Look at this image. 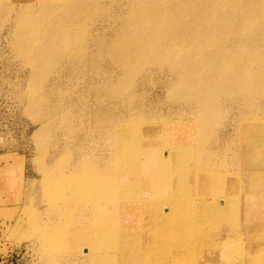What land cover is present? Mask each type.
<instances>
[{
    "label": "rangeland",
    "instance_id": "obj_1",
    "mask_svg": "<svg viewBox=\"0 0 264 264\" xmlns=\"http://www.w3.org/2000/svg\"><path fill=\"white\" fill-rule=\"evenodd\" d=\"M14 1L0 0V169L2 166L6 167L5 177L10 180L8 187L12 186L11 180L17 182L14 184L15 197L11 201L0 200V261L5 260L3 264H92L90 257L93 252H97L99 259L102 257V262L98 261L96 264H124L123 251L129 249L137 253L140 250V242L143 240L135 234L131 239H124L121 232L108 234L102 239L97 235H78L75 229L77 226L71 224L77 216L72 213V217H63V223L54 222L49 212V208L52 209L53 206H49L46 197L44 173L41 168L43 164L51 165L56 160L68 161L72 155L71 149L82 139L81 120L92 123V120L102 119L103 127L105 124L110 125V120L116 115L135 112L143 114L142 130L159 126L162 132L151 141L145 138L144 134L136 141H129L128 145L132 151L127 161L122 164L130 176L137 180L142 177L141 161L136 150L140 152L143 160L146 159L145 155L150 151V147L162 153L161 151L170 150L171 145L185 146L191 154L182 163L181 176L177 177L180 181H170L172 193L174 192L172 199L181 205L180 216H174L179 220L173 223L164 221L162 225L149 222L148 236L158 233V240L163 246L162 249L158 248L157 253L147 256L136 254L139 257H136L137 263L146 264L144 258L147 257L150 258L147 264H157V258L166 260L172 258L173 252L178 251L177 258L174 261L169 259V264H208L207 261L209 264L212 261L213 264L214 258L219 254L215 253V246L222 240L230 244L225 252H221L222 264H264V98L260 97L257 104L253 105L248 101L249 96L239 94L240 90H227L237 92L222 94L220 106L212 114L207 139L201 140L198 137L201 132L196 130L197 105L188 98L171 99L174 90H171L170 85L174 76L167 69L161 71L156 64L140 74L136 79V89L130 93L135 99L132 104L125 93L116 95L112 90H107V84L113 83L121 72L111 57L112 46H109L118 32L116 28L121 22V15L107 14L106 10L111 8L85 16L84 27L80 28L82 70L73 67L68 59L63 58L52 68V72L45 77L38 89L35 87L31 90L30 65L16 52L10 37H6L10 21L5 9L13 6ZM124 1L126 0H119L118 3L113 1L112 10L121 13L124 10ZM103 3L108 6L111 0H103ZM250 31V28L240 30L243 35ZM77 48H80L79 45ZM32 95L37 97V105L31 104ZM64 112L72 118V125H51L53 114ZM258 116L260 119H256ZM44 121L51 124L40 130V124ZM97 145L102 147V141ZM173 149L171 153L174 155ZM201 172L209 179L206 183H198V174ZM187 176L190 179L186 178ZM61 177L62 172L55 170L53 178ZM162 177L168 181V175ZM220 185L224 186L229 194L220 196L221 199L215 203L211 202L210 191L219 189ZM191 189L192 191H189ZM8 191L6 189L0 192V195L5 196ZM146 191H141L143 198L145 195L149 197L148 193L145 194ZM66 193L69 194V191ZM200 201H208L213 209L214 204H220L222 212L202 209L204 205ZM162 202L165 204L169 201ZM189 203L192 206L188 207ZM60 207L64 211L68 209L64 205ZM186 207L194 210L190 211ZM74 208L73 205L69 210L73 212ZM202 210L206 217L205 214L203 216ZM195 211L201 213L197 215ZM100 213L98 212L97 216L101 217ZM136 215L135 213V217ZM188 215L190 217L185 220ZM194 215L196 220L192 218ZM145 216L146 214L142 213V219ZM170 222L172 225L178 223V227L172 226ZM64 226H67L68 232L62 231ZM206 228H209L207 230L210 232ZM190 229L194 233L192 236L189 235ZM47 232L54 233L50 244L46 238ZM97 240L101 247L94 249L92 246ZM175 242L179 244L175 246ZM163 243H166L165 247Z\"/></svg>",
    "mask_w": 264,
    "mask_h": 264
},
{
    "label": "bare ground",
    "instance_id": "obj_2",
    "mask_svg": "<svg viewBox=\"0 0 264 264\" xmlns=\"http://www.w3.org/2000/svg\"><path fill=\"white\" fill-rule=\"evenodd\" d=\"M113 1L118 3L119 0H111L108 6L104 5L103 0H15L13 6L5 9L10 21L6 37H10L16 52L30 65L31 90L35 87L37 90L45 81V77L52 72V68L63 58L68 59L73 67L82 70L80 28L84 27L85 16L111 8L106 10L107 14L121 15L116 37L109 44L112 46L111 57L121 72L113 83L107 84V90H112L116 95L125 93L132 104L135 99L130 93L137 87L138 76L147 72L151 65L157 64L161 71L167 69L174 76L170 85L171 90H174L171 99L188 98L197 105L196 130H200L201 135L198 134V137L201 140L207 139L212 114L220 106L222 94L237 92L227 90H240L239 94L249 96L248 101L253 105L257 104L260 97L264 98V0H126L121 13L112 10ZM243 28H250L251 31L243 35L240 32ZM78 45L80 48H77ZM36 98L30 96L31 104H38ZM60 114H53L52 124L46 122L47 120L42 122L40 130L50 124L57 126V123L60 127L71 126L72 118L65 112ZM114 117L110 120V125L105 124L103 127L102 119L92 120V123L81 120L82 139L74 149H71L72 155L68 161L56 160L51 165L43 164L41 167L44 173L43 183L49 206H53L52 209L49 208V212L54 222L63 223V217H72V213L77 216L75 222L71 224L77 226L75 229L78 235L93 237L97 235L99 239L116 232L117 234L121 232L124 239H131L136 235L143 240L140 242L142 243L140 250L136 253L135 250L129 251L127 247L128 252H122L125 255L123 262L140 264L141 260L139 259L140 263H137L136 254L147 256L157 253L158 248L163 246L158 240V233L148 236L149 222L162 225L164 221L173 223L179 220L174 216L179 215L181 205L172 199L174 192L172 193L170 181L174 180V183L180 181L177 177L182 172V163L191 154L185 146L171 145L170 150L161 151L162 153L150 147V151L146 152V159L143 160L140 152L136 150L141 161L142 174L141 179L137 180L130 176L122 164L127 161L132 151L128 145L129 141L140 139L142 134L151 141L162 132V129L159 126H151L142 130L144 117L141 113L132 112L129 115L121 114ZM256 119H260L259 116ZM101 141L102 147L97 145L99 142L101 144ZM173 147L174 155L171 153ZM201 164L203 166V163ZM55 170L62 172L59 180L53 178ZM202 173L198 174L200 180L198 183H206L209 180ZM164 175H168V181L163 180ZM186 178L190 179L188 176ZM67 190L69 194L66 193ZM143 190H147L145 194L148 193L149 197L148 195L142 197ZM224 194H229L224 186L217 190L212 189L211 202L220 200L219 197H223ZM162 200L169 202L163 204ZM200 202L204 205L202 209L222 212L220 204H214L213 209L208 201ZM62 205L68 209L64 211L60 207ZM73 205L75 208L71 212L69 209ZM189 206L192 205L189 203ZM190 211L188 212L191 214ZM98 212H101V217L97 216ZM202 212L204 216L205 212L203 210ZM135 213L138 218L135 217ZM142 213L146 214L144 219L141 217ZM198 213L196 212L197 215ZM180 214L182 215L181 212ZM195 215L191 217L196 220ZM187 217L190 216H186L185 220ZM62 231L68 232L67 226H64ZM192 233L191 230L189 235L192 236ZM53 234L46 233L48 244L53 241ZM159 234L161 236V233ZM215 235L214 237H217ZM94 243L92 248L101 247L98 240ZM177 244L179 243L175 242V246ZM229 245L227 241L221 240L215 246V253H219L214 258L217 264H222L221 252H225ZM184 246L186 247L185 243ZM173 253L170 261L177 258L178 251ZM90 258L92 264L102 259V257L99 259L97 252H93ZM144 259L146 264L149 263L150 258ZM169 259L164 260L160 257L155 262L169 264ZM207 262L209 264V261ZM215 262L213 261V264Z\"/></svg>",
    "mask_w": 264,
    "mask_h": 264
},
{
    "label": "crops",
    "instance_id": "obj_3",
    "mask_svg": "<svg viewBox=\"0 0 264 264\" xmlns=\"http://www.w3.org/2000/svg\"><path fill=\"white\" fill-rule=\"evenodd\" d=\"M5 175H6V167H4L3 168V166L1 167V169H0V192H2V191H5L6 189H8L9 191H8V193L5 195V196H2V195H0V200L1 201H3V200H6V201H11L12 199H13V197H15V195H13L14 193V188H15V185L14 184H17V182L16 183H14L12 180H11V182H12V186L11 187H8L7 186V184L8 183H10L9 181V179H6V177H5ZM15 191H16V189H15ZM5 197V198H4ZM5 262V260H1L0 261V264H3Z\"/></svg>",
    "mask_w": 264,
    "mask_h": 264
}]
</instances>
